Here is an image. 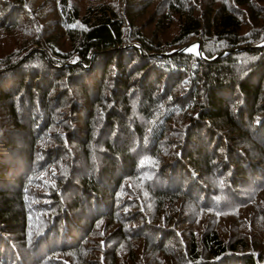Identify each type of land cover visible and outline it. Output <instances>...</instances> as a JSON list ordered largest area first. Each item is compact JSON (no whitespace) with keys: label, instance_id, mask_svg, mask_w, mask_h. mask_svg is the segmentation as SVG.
<instances>
[{"label":"trees","instance_id":"trees-1","mask_svg":"<svg viewBox=\"0 0 264 264\" xmlns=\"http://www.w3.org/2000/svg\"><path fill=\"white\" fill-rule=\"evenodd\" d=\"M33 1L0 0V264H264L258 211L186 206L263 187L264 0Z\"/></svg>","mask_w":264,"mask_h":264},{"label":"rangeland","instance_id":"rangeland-1","mask_svg":"<svg viewBox=\"0 0 264 264\" xmlns=\"http://www.w3.org/2000/svg\"><path fill=\"white\" fill-rule=\"evenodd\" d=\"M49 1H51V0H34L33 4L36 7V10H37L36 12H39V9L42 7V5L47 4ZM77 1L81 2L82 5L88 4V1L93 3V0H77ZM95 1L99 2L100 0H95ZM189 1L191 4L194 1L196 3V0H189ZM109 2L112 3V6H115L118 10H121L122 3L120 2V0H111ZM137 4H135V7ZM45 12H48V10L46 9ZM146 17H147V15L145 13V16L142 18L143 21L140 22L141 26L137 27V28H140V30L143 33L146 32V34H150L149 32H151V30H152V28H151L152 25L149 22L148 18L146 19ZM26 26L27 25H25L24 27H26ZM29 29H30V31L32 30L30 27H29ZM170 32H171L170 34H176L175 27H172L170 29ZM24 34H30V32H24ZM195 42H197V41L192 40L190 44H193ZM101 139H103V138H101ZM262 184H263V187H261V189L255 193L253 191L254 189H251V191L249 193L248 190L247 191L240 190V192H237V191H239V189L236 188V190L233 189L232 194H230L228 190L222 191L224 189V186L226 185V183H224V182H222V183L218 182L216 184L210 183V187L212 189H210V187H209V189L207 191L206 195L209 194L210 196H209V199L206 200L207 204L205 207H207L209 210H210V208L215 209V206L217 208H220V210H218V211H220L221 213L219 215L214 214V217H211L210 215H208V211L202 210L203 207L195 208L193 206H190L189 204H187L186 206H188L190 208L191 216L194 217V219L196 220V223L198 222V220L203 222V221H206L208 219L214 220L218 223L220 221H228V219H231L234 216L238 217V216H241V214L246 215L247 211H250V213L252 212V210H254V212L258 211L259 216H258V214L254 216V219L255 220L257 219V222L255 221L256 223L254 224L253 227L256 230H259L258 225H264V218H263V216H264V181L262 182ZM212 194H215V195L212 196ZM234 194H236L239 198L244 197V199L243 200L239 199L240 203H238V201L233 203L232 197L235 196ZM203 195H204L203 193L198 194L197 195L198 199L201 200L203 198ZM241 202H245V203L250 202L252 204H251V206L248 207L247 210H245V209L240 208ZM236 203H238V204H236ZM124 210H126V209H124ZM222 226H224V225H222ZM202 227H204V226H202ZM261 233H262L261 238L263 240L262 242H264V227L261 229Z\"/></svg>","mask_w":264,"mask_h":264},{"label":"water","instance_id":"water-1","mask_svg":"<svg viewBox=\"0 0 264 264\" xmlns=\"http://www.w3.org/2000/svg\"><path fill=\"white\" fill-rule=\"evenodd\" d=\"M262 46H264V43H262L260 45H257L254 48H258V47H262ZM241 50H243V49L234 50V52L241 51ZM172 53H191V54H195V55L199 56L200 58L204 59L203 54L201 53L199 44L197 42H195L193 44H190V45H188V46H186L184 48H181V49H179L177 51H174ZM226 54H227V52H223V53L219 54L218 56H216L215 58L222 57V56H224ZM215 58H213V59H215Z\"/></svg>","mask_w":264,"mask_h":264}]
</instances>
